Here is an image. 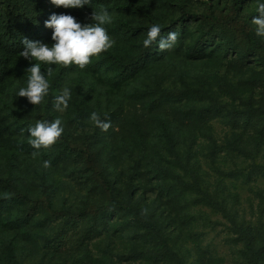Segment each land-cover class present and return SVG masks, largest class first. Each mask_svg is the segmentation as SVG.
<instances>
[{"label":"rangeland","instance_id":"obj_1","mask_svg":"<svg viewBox=\"0 0 264 264\" xmlns=\"http://www.w3.org/2000/svg\"><path fill=\"white\" fill-rule=\"evenodd\" d=\"M233 2L107 0L95 11L103 8L112 15L106 28L115 44L109 51L126 59L139 53L145 38L124 33L120 22L166 27L180 9L228 14ZM258 2L264 0H242L237 18L246 20L264 44L251 23ZM92 12L78 22L92 23ZM198 24L185 21L172 50L156 47L155 57L120 82L103 54L83 70L57 74L59 65H52L49 94L39 105L17 95L34 61L9 63L0 83V178L13 182L17 193L0 187V196L13 199L0 214V264H87L91 257L101 264H173L148 254L153 243L132 216L92 210L106 206L107 197L85 161L59 151L62 140L89 147L118 198L148 210L146 217L183 264H247L231 221L243 228L264 224V141L232 126L228 113L256 107L264 99V55L231 36L196 53ZM241 54L247 60L236 66ZM64 87L71 90V99L59 112L54 100ZM75 97L84 105L80 119ZM201 109L209 110L208 118H200ZM93 111L110 120L107 132H94ZM56 118L62 120V137L33 158L36 150L26 146L28 128ZM45 160L51 161L48 169ZM159 185L176 193L171 201L176 207H169L168 199V207L156 201L167 198L158 192ZM16 194L25 201L16 200ZM80 210H85L81 219L62 225L68 212Z\"/></svg>","mask_w":264,"mask_h":264},{"label":"trees","instance_id":"obj_2","mask_svg":"<svg viewBox=\"0 0 264 264\" xmlns=\"http://www.w3.org/2000/svg\"><path fill=\"white\" fill-rule=\"evenodd\" d=\"M107 0H91L89 5H85L84 8H64L62 6H56L51 3V0H0V83L7 72V66L12 63V60L18 61V63H25L27 60L20 57L19 53L23 50L22 41L27 38L32 41H40L51 45L52 31L53 29L45 27V21L50 18L52 14H68L72 15L78 21L83 19L90 11H95L98 5ZM242 0H234L228 14H222L215 9H207L200 14L186 13L180 9L179 16L170 21V24L166 27L160 26L162 29L161 35L166 36L168 32L176 31L181 34V29L184 22L193 19L198 20V32L199 35L196 39L193 50L197 53L204 45L212 44L216 39H222L226 36H231V40L245 42L251 46L253 52H256L259 56L264 55V44L257 39L252 30L248 27L246 20H239L237 18V11L239 3ZM117 4V3H115ZM141 14V9L137 10ZM177 24L173 28L172 25ZM121 30L130 35L136 36L141 34L146 38L147 30L150 28L143 25H133L126 21H122L119 24ZM156 45L150 48H144L140 46L139 53L134 56H130L126 59H122L115 53L107 51L102 53L105 61L110 64L114 70V79L117 82L127 79L136 70L142 67L149 60L155 57L154 50ZM249 50H246V52ZM247 60L246 54H241L236 58L235 65H243ZM76 71L79 68L75 65L69 67L59 66L58 73L61 74L65 71ZM75 117L77 119L82 118L84 114V105L78 98H73L72 101ZM209 110H199L200 118L206 119L209 117ZM228 119L231 121L232 126L240 127L244 130H250L259 135V138L264 141V99H262L258 106H247L244 111H236L231 109L228 113ZM99 128L94 126V132L96 133ZM30 146V144H26ZM59 151L74 154L79 159L85 161L96 175L103 191L107 197L108 204L106 206L93 207V211L103 212L105 214H112L116 211L128 214L134 218L136 224L140 229L144 230L151 242L153 248L148 251V254L155 260L172 261L173 264H183L176 253L169 247L166 238L164 237L161 229L156 225L154 221H151L149 217L141 215V209L131 205L127 201L120 200L116 194V191L112 184L102 176L100 162L98 157L93 156L89 147L70 145L66 141L62 140L58 144ZM0 187H5L14 193H17L16 186L9 179L0 178ZM164 186H158V192L167 196L165 201L156 198V201H161L168 207L167 199L170 204L169 207H176L172 205L173 198L176 197V193L170 189H164ZM16 200L25 201V198L19 195H14ZM13 203L12 197L0 196V214ZM32 206H30V209ZM29 209V210H30ZM85 214V210L77 212H68L65 217L62 218V225H66L68 222L75 223L81 219ZM234 227V233L237 235L239 241L242 243L245 250V256L247 264H264V224H248L246 227H242L240 224H236L231 221ZM87 264H101L97 258H90Z\"/></svg>","mask_w":264,"mask_h":264},{"label":"clouds","instance_id":"obj_3","mask_svg":"<svg viewBox=\"0 0 264 264\" xmlns=\"http://www.w3.org/2000/svg\"><path fill=\"white\" fill-rule=\"evenodd\" d=\"M51 3L64 8H83L89 5L91 0H51ZM257 15L251 20L255 26V34L264 38V2H258L256 7ZM92 23L81 24L72 15L52 14L45 21V27L53 29L51 45L32 41L25 38L23 50L19 53L31 63L26 69L29 73L26 87H21L17 93L18 97H26L32 105H39L49 94L50 83L47 77L53 73L52 65L69 67L77 66L83 70L92 63L94 57L109 51L115 44V40L109 35L106 25L112 23L113 17L106 9L94 11L91 14ZM162 29L158 24L152 25L143 40V47L150 48L156 45L159 51L172 50L179 39L176 31L168 32L166 36L161 35ZM42 65L46 67L42 71ZM71 90L64 87L62 92L55 97L54 107L57 111L63 112L69 106ZM89 121L101 131L107 132L111 127L110 120L102 119L93 111L89 116ZM64 128L62 120L56 118L53 121L40 120L34 126L28 128L30 139L28 143L35 149L32 156L36 158L40 149H49L55 145L62 137ZM51 167V161H43V168ZM148 210L142 209L141 215L147 216Z\"/></svg>","mask_w":264,"mask_h":264}]
</instances>
